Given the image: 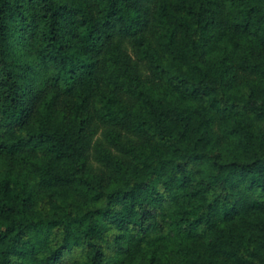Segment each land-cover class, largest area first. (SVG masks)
Instances as JSON below:
<instances>
[{
  "label": "trees",
  "instance_id": "trees-1",
  "mask_svg": "<svg viewBox=\"0 0 264 264\" xmlns=\"http://www.w3.org/2000/svg\"><path fill=\"white\" fill-rule=\"evenodd\" d=\"M0 264H264V0H0Z\"/></svg>",
  "mask_w": 264,
  "mask_h": 264
}]
</instances>
